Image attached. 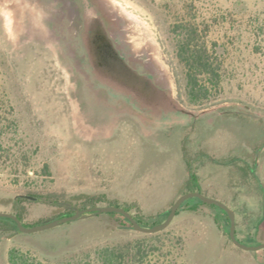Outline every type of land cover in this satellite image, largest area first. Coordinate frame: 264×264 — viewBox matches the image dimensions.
Returning <instances> with one entry per match:
<instances>
[{"label":"rangeland","instance_id":"rangeland-1","mask_svg":"<svg viewBox=\"0 0 264 264\" xmlns=\"http://www.w3.org/2000/svg\"><path fill=\"white\" fill-rule=\"evenodd\" d=\"M85 6L125 61L167 92L169 111L136 108L96 79L81 37ZM187 19L222 61L221 91L198 104L173 31ZM192 190L234 210L241 242L264 243V0H0V211L33 224L95 194L136 201L151 225L148 216ZM45 193L58 201L16 202ZM194 202L154 233L105 213L0 231V264L12 248L40 264H102L106 246L141 249L144 264H264V249L235 246L217 225L219 208L188 210Z\"/></svg>","mask_w":264,"mask_h":264},{"label":"trees","instance_id":"trees-1","mask_svg":"<svg viewBox=\"0 0 264 264\" xmlns=\"http://www.w3.org/2000/svg\"><path fill=\"white\" fill-rule=\"evenodd\" d=\"M205 26L208 25L206 24ZM173 31L177 32V35L179 36L176 42L177 56L185 67L186 93L189 101L198 104L217 96L221 91L222 67V61L217 55V42L214 41V47H211L208 44L206 34L202 33L199 24L190 19L175 23L173 25ZM185 149L186 148L184 147L183 150L186 151ZM190 176L193 179L196 178V174L191 170ZM35 197L47 202L58 201V195L53 193L36 194ZM196 199L198 202L187 205L188 210L196 211L200 205L207 204L205 202H201L198 198ZM24 200L31 201L27 197L18 196L16 202ZM99 202H104L105 205L115 204L121 206V204L116 199H109L104 195L93 194L84 198L80 207L86 208L95 206ZM207 205H212L219 208V210H214V221L224 231V233L228 234L229 218L227 213L218 205ZM123 207L130 211L139 223L143 225L150 224V222L142 214L140 205L136 201L128 202L126 206ZM14 213L23 222V224L30 226L50 221L63 215L71 214L73 211L70 208H65L63 212H58L49 219H42L41 221L33 224L25 222L22 211L16 210ZM105 214L113 216L121 225L129 224L128 220L121 213L106 212ZM148 218L151 219V224H155L161 222L165 218V214H155L148 216ZM15 228L16 224L13 219L8 217H0V231H11L15 230ZM136 253L138 255H143L141 249H138L137 252L132 253L131 250L123 252L118 250L116 247L106 246L99 251V257L102 261V264H123L124 262L126 264H144L141 261L143 256H140L141 259L136 260ZM8 259L10 264H40L35 256L31 255L29 252H24L17 248H12L9 250Z\"/></svg>","mask_w":264,"mask_h":264},{"label":"water","instance_id":"water-1","mask_svg":"<svg viewBox=\"0 0 264 264\" xmlns=\"http://www.w3.org/2000/svg\"><path fill=\"white\" fill-rule=\"evenodd\" d=\"M91 13L93 15V18L90 19L89 21L88 20L85 21L82 18V16L80 15V19L82 22L81 37H82V40L85 44L84 46L86 47V50H87L86 56L88 55L90 57L89 61L91 63H93L92 57H91L92 54L89 51L87 41L85 40V27H87L88 24H90V25L96 24L102 30V35H99L100 39L97 38V40H96V37L93 39V44L95 46H97L98 48L104 46V47H106L107 50H110L109 52L110 53L112 52L113 55L116 53L117 56L124 59V57L115 48L110 36H108L107 32H105L101 22L98 20L97 14L95 12H91ZM98 71L101 74V71L100 70H98ZM19 196L27 197L29 199H35L36 198L33 195H25V194H19ZM192 197H196L201 202H205L207 204L218 205L227 213L228 218H229L228 236L235 246L240 247L242 249H247V250L264 249V243L251 245V244H246L244 242H241L237 238L236 231H235V228H236L235 212L233 209H231L227 204H225L221 200L206 196L203 193L196 191V190L188 191V192H185V193L181 194L180 196H178L174 200V202L169 206V208H167V210L164 212L165 218L161 222L151 224V225H143V224L139 223L134 218L133 214L130 211L126 210L123 206H119V205H115V204L95 205V206H90V207H86V208H82V209H77L71 214L63 215L59 218H55V219H52L50 221H46L43 223L30 225V226L23 224V222L18 218V216L13 212L0 211V217H8V218H11L15 221L16 228L11 234L8 235V237H10V236H12L15 233L20 232V231L26 232V233L41 231V230H45L48 228L58 226L60 224H63V223H66V222H69L72 220H76V219L84 218V217H90L93 215H97L100 213H106V212H118V213L123 214L129 222V224L125 225V227H127V228H130L132 230L139 231V232L154 233V232H158V231L165 229L169 225L171 220L173 219V217L176 214L180 205L186 199H189Z\"/></svg>","mask_w":264,"mask_h":264},{"label":"flooded vegetation","instance_id":"flooded-vegetation-1","mask_svg":"<svg viewBox=\"0 0 264 264\" xmlns=\"http://www.w3.org/2000/svg\"><path fill=\"white\" fill-rule=\"evenodd\" d=\"M80 15L85 21L93 18L90 9L86 6L80 12ZM99 35H102V30L96 24H88L85 27V40L92 54L93 63L90 62L91 66L94 71L100 70L102 74L95 78L99 79V82L110 90L129 99L130 104L136 108H148L159 115L163 111H169L171 106L167 92L154 85L148 74L138 72L124 59L117 56L116 53L113 55L106 47L98 48L95 46L93 39L95 37L96 40L97 38L100 39ZM87 58L89 60L90 57L87 55ZM94 71L92 72L96 75ZM237 238L239 239V237Z\"/></svg>","mask_w":264,"mask_h":264}]
</instances>
